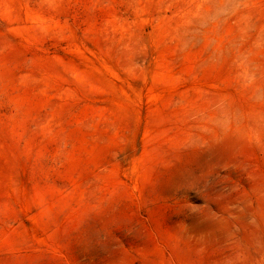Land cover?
I'll return each instance as SVG.
<instances>
[{
    "label": "rangeland",
    "instance_id": "obj_1",
    "mask_svg": "<svg viewBox=\"0 0 264 264\" xmlns=\"http://www.w3.org/2000/svg\"><path fill=\"white\" fill-rule=\"evenodd\" d=\"M215 2L0 0V264H264V0Z\"/></svg>",
    "mask_w": 264,
    "mask_h": 264
},
{
    "label": "clouds",
    "instance_id": "obj_2",
    "mask_svg": "<svg viewBox=\"0 0 264 264\" xmlns=\"http://www.w3.org/2000/svg\"><path fill=\"white\" fill-rule=\"evenodd\" d=\"M237 10L236 0H216L214 4L209 5L207 11L195 13L194 16L202 14L206 22L215 27L235 15ZM247 32L246 27L242 29L240 42L233 45L231 63L237 82L247 94L249 102L264 107V70L256 63V57L264 53V33L249 37ZM243 115L229 101L221 100L218 103L214 121L227 125L233 120L242 118Z\"/></svg>",
    "mask_w": 264,
    "mask_h": 264
}]
</instances>
